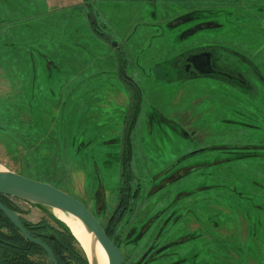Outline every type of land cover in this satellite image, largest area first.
Returning <instances> with one entry per match:
<instances>
[{
  "label": "rangeland",
  "instance_id": "rangeland-1",
  "mask_svg": "<svg viewBox=\"0 0 264 264\" xmlns=\"http://www.w3.org/2000/svg\"><path fill=\"white\" fill-rule=\"evenodd\" d=\"M67 2L0 0V171L104 227L135 188L125 264H264V0ZM203 49L239 79L176 72Z\"/></svg>",
  "mask_w": 264,
  "mask_h": 264
},
{
  "label": "water",
  "instance_id": "water-1",
  "mask_svg": "<svg viewBox=\"0 0 264 264\" xmlns=\"http://www.w3.org/2000/svg\"><path fill=\"white\" fill-rule=\"evenodd\" d=\"M0 195L36 206L57 209L76 217L84 225L86 231L93 235V241L90 244V254L92 256L95 255L97 244H99L107 255L109 264H125L120 248L107 235L103 225L99 222L95 214L82 202L66 192L49 184L26 178L13 171L2 170L0 171ZM103 207L104 204L98 209L101 210ZM0 210L27 241L41 247L46 252L50 264H59L53 250L41 238H35L30 235L22 223L20 215L16 211L9 209L1 201ZM71 234L73 235L72 232ZM84 254L89 264H98L95 258L90 261L87 252L84 251Z\"/></svg>",
  "mask_w": 264,
  "mask_h": 264
},
{
  "label": "trees",
  "instance_id": "trees-1",
  "mask_svg": "<svg viewBox=\"0 0 264 264\" xmlns=\"http://www.w3.org/2000/svg\"><path fill=\"white\" fill-rule=\"evenodd\" d=\"M94 23V21H91ZM138 97V95H137ZM139 104L135 109L138 111ZM129 142H125V152L129 148ZM127 148V149H126ZM124 156V157H125ZM122 179L124 180L125 172L128 171V160L124 158ZM122 194V192H121ZM134 196V201L137 198ZM0 201L9 209H12L21 215L22 223L29 231L30 235L35 238H41L55 253L59 264H89L86 256L75 246L77 243L69 228L54 215L49 214L50 220H42L39 223H32L24 218V211L17 205V200L0 195ZM134 202H127L124 209L131 208ZM36 206V205H34ZM44 208L41 206H37ZM115 216L113 217V219ZM120 217L114 220L113 227L117 228ZM52 221V222H51ZM53 223V224H52ZM107 235L112 239L108 228L105 229ZM42 257L39 261L36 257ZM0 264H49L46 252L39 246L27 241L20 231L0 210Z\"/></svg>",
  "mask_w": 264,
  "mask_h": 264
},
{
  "label": "flooded vegetation",
  "instance_id": "flooded-vegetation-1",
  "mask_svg": "<svg viewBox=\"0 0 264 264\" xmlns=\"http://www.w3.org/2000/svg\"><path fill=\"white\" fill-rule=\"evenodd\" d=\"M219 63H220V58L216 56L214 49L213 50L203 49V50L198 51L197 53L188 55L183 60H181L180 63L176 62L174 64V67L176 69V72L179 75H183L189 79L197 78L200 75H205V76L214 77V78L225 77L228 80H234V81L235 79L236 80L239 79V78H235L233 75H231V73L225 72L223 68H220L218 66ZM241 82L246 83L244 80H241ZM121 188H122V191H121L122 194L119 195L120 198L118 201V205L115 211L113 212L111 219H109L107 226L106 227L103 226L104 229L108 228V230L111 233L112 240L116 243V245L119 248H121L122 242H120L119 237L116 235L117 228L113 227V224L115 223L114 220L117 216L120 217L119 224L124 220L128 211L131 209V208H128L127 210L124 209V207L127 206L125 205V203L134 202V196L136 194L135 188H133L132 190L131 188L127 186H123ZM137 193H138L137 195H139V192ZM18 201L20 200H17V202ZM20 202H23V201H20ZM26 204H29V203H26ZM114 216L115 218L113 219Z\"/></svg>",
  "mask_w": 264,
  "mask_h": 264
},
{
  "label": "bare ground",
  "instance_id": "bare-ground-1",
  "mask_svg": "<svg viewBox=\"0 0 264 264\" xmlns=\"http://www.w3.org/2000/svg\"><path fill=\"white\" fill-rule=\"evenodd\" d=\"M53 214L58 220L63 222L73 233V235L77 239V242L80 244L83 252H87V256L88 258H90V261L95 258L98 264H109L107 255L99 244H97L95 255L92 256L90 254V244L93 241V235L89 234L86 231L84 225L81 223L80 220L70 214L64 213L57 209H53Z\"/></svg>",
  "mask_w": 264,
  "mask_h": 264
},
{
  "label": "crops",
  "instance_id": "crops-1",
  "mask_svg": "<svg viewBox=\"0 0 264 264\" xmlns=\"http://www.w3.org/2000/svg\"><path fill=\"white\" fill-rule=\"evenodd\" d=\"M63 1H65V2L68 1L66 4H64L65 7H71V6H73V4H69L71 0H63ZM98 44L101 47L107 48L108 50H110V47L108 46V44L103 39H100L99 42H98ZM110 52H112V51H110ZM49 67H50V69H52V66L51 65Z\"/></svg>",
  "mask_w": 264,
  "mask_h": 264
}]
</instances>
